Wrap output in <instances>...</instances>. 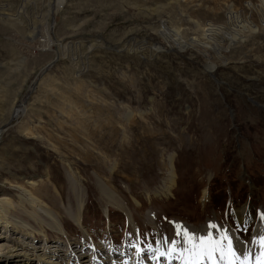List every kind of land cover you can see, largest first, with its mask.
<instances>
[{"label": "rangeland", "instance_id": "374dc122", "mask_svg": "<svg viewBox=\"0 0 264 264\" xmlns=\"http://www.w3.org/2000/svg\"><path fill=\"white\" fill-rule=\"evenodd\" d=\"M3 196L7 254L70 239L158 256L177 231H247L234 214L264 211V0H0Z\"/></svg>", "mask_w": 264, "mask_h": 264}, {"label": "bare ground", "instance_id": "6f19581e", "mask_svg": "<svg viewBox=\"0 0 264 264\" xmlns=\"http://www.w3.org/2000/svg\"><path fill=\"white\" fill-rule=\"evenodd\" d=\"M18 110H16V112ZM167 176H168V178L166 179L167 186L165 187L166 191L173 186V181H172L173 175H167ZM29 186L33 188L36 186V184L34 182H28V187ZM18 190H20L21 199L24 200V202L28 203L32 208H34V206L37 203H39L38 199L35 198L30 191H27L22 187L18 188ZM13 210L14 208L12 203H10V201L6 197L4 196L1 197L0 221H2L6 229L10 228V230L13 229L14 231H17L16 230L17 228L13 226L12 221L9 219L10 212H12ZM39 211H42L44 214L45 212L49 214L47 211H44V209H41L40 206H39ZM55 227L58 228V226ZM39 229L44 232V234L40 235V237L42 236L44 241H46L47 243L49 239L48 236L46 235L45 230L42 227H40ZM60 229L58 228V230ZM22 231H24V228ZM1 236L2 235L0 234V238ZM79 242L80 240L76 241L77 246H75V243H72L70 239H64V241L58 239L56 242L57 245L54 246L55 248L52 250H48L49 248L47 244L44 245L45 242H42L43 245H40L39 249L34 247L32 251L28 250L25 251L24 253L22 252L15 254H7L9 250L5 248L4 244H0V255H3L0 256V264H33L36 262L37 264H135L134 259L137 258L135 253L134 256L133 254H128L131 253L129 251L123 253H116L114 249H109L107 247L97 244H93L92 248H90L89 246H87L88 243L87 245L83 243L81 245ZM86 246L89 247L90 249H88ZM159 249H163L162 245H160ZM40 251L41 253L42 251L45 252L46 259L43 258ZM160 252H162V250H159V253H157L158 256H156L154 249H149L148 251H144L142 252L143 254L138 255L140 260L136 262V264H171L172 260L175 259L171 255H168L165 257L166 261H161ZM47 253L50 255H47ZM80 255H83V258L85 259L83 260L79 258ZM132 258L133 261L131 262ZM153 258L155 259L153 260ZM57 259L60 260V262L54 261ZM184 259H187L186 254L183 257L180 256L179 258H176L174 262L176 264H185ZM201 264H207V262L201 261Z\"/></svg>", "mask_w": 264, "mask_h": 264}, {"label": "snow or ice", "instance_id": "6c2138e0", "mask_svg": "<svg viewBox=\"0 0 264 264\" xmlns=\"http://www.w3.org/2000/svg\"><path fill=\"white\" fill-rule=\"evenodd\" d=\"M209 229L210 231L205 236H200L199 238L187 232L181 237L179 231L176 233V238L169 240L165 237L159 243H167L170 247L166 249V251L160 252V258L164 259L168 255H179L183 257L187 254L188 259L185 261V264H201V261L212 264L214 257L223 261L226 256H234V237H231V230L219 229L212 224H209ZM220 231H224L226 234L220 236ZM225 241L227 242V249H225ZM260 244L261 247L264 248V237L261 238ZM217 253H219L218 257L216 255ZM240 254L241 256L246 255L245 253Z\"/></svg>", "mask_w": 264, "mask_h": 264}]
</instances>
